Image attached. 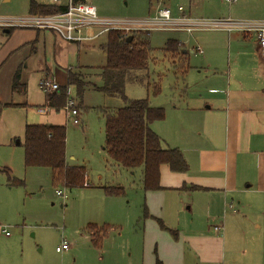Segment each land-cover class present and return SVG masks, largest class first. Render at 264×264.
I'll list each match as a JSON object with an SVG mask.
<instances>
[{"label":"crops","instance_id":"crops-1","mask_svg":"<svg viewBox=\"0 0 264 264\" xmlns=\"http://www.w3.org/2000/svg\"><path fill=\"white\" fill-rule=\"evenodd\" d=\"M32 1L58 5L68 2L31 0L30 4ZM256 1L264 19V0ZM1 27L5 28L0 30V145L22 146L27 124H62L54 119L55 114L66 112L65 107L58 111L47 106L46 92L41 102L29 101L30 76L36 74L39 83L49 78L62 86L67 84L69 70L81 71L87 80L102 85L100 67L104 64L85 65L88 63L83 55L98 46L106 58L101 45L107 37L97 41L107 32L89 40L67 41L51 29ZM97 30L89 28L85 33ZM224 31L228 33L226 50L208 47V51L202 48V53L197 52L204 56L202 69L197 70L201 78L195 83L196 90L165 108V117L151 124L162 138V146L179 148L189 167L180 172L163 163L161 187H143L141 256L129 264H157L158 260L162 264H264V56L255 34L252 37L244 32V38ZM183 51L189 63V53L194 49L189 51L183 42ZM17 73L19 86L14 90ZM32 106L39 111L46 108V112L40 111V119L28 115L11 124L16 111ZM66 114L71 116L68 111ZM8 174L9 182L10 177L22 179ZM3 225L0 223L1 229ZM215 225L221 230L216 231ZM107 234L103 239L108 238Z\"/></svg>","mask_w":264,"mask_h":264},{"label":"rangeland","instance_id":"rangeland-1","mask_svg":"<svg viewBox=\"0 0 264 264\" xmlns=\"http://www.w3.org/2000/svg\"><path fill=\"white\" fill-rule=\"evenodd\" d=\"M30 1L0 0V30L5 28L2 25L15 23L18 18L28 15ZM89 2L98 8L100 17L111 19L115 26H123L120 29L127 34L136 30H151L154 61L149 64L150 84L127 83L126 95L131 99L148 97L153 105L165 108L185 99L187 94L196 90L195 83H200L201 75L197 70L202 69L204 55L195 52L198 47L204 51H208V47L226 50L228 33L214 28L189 31L181 24H177L175 29L137 27L142 21L153 19L160 9L168 7L174 17L184 14L208 20L263 19L262 9L256 0H238L232 5L223 0ZM158 2L161 4L156 9ZM180 5L184 7L183 13L178 10ZM250 33L251 36L254 34ZM232 34L246 38L242 30H233ZM106 37L107 34L102 35L97 42ZM170 37L183 41L189 51L194 49L188 57L190 69L185 71L186 59L182 55L177 59L172 58L170 53L165 55L162 48ZM249 48L250 45L244 49L247 51ZM87 51L83 55L88 63L85 65L105 64V55L98 46L95 50ZM223 63L227 64V60L224 59ZM96 81L101 83L99 77ZM156 83L160 85L159 93L155 92ZM39 84L36 74L30 76L28 99L33 103L45 98V91ZM69 90V98L75 96L74 107L78 109L76 117H79V123L73 121L74 116L66 114V106V112H57L54 119L67 125V162L72 166H86V181L90 186L69 188L62 184L56 185L50 168L26 167L22 146L0 145V223L10 231V235H7L0 227V264H129L135 263L141 256L142 170L139 168L133 174L131 170L117 164L103 148V109L120 107L124 101L90 88L84 95V106H80L74 86H70ZM16 112L11 124H17L20 117L27 118L28 115L30 118H41V112L35 106ZM19 136L22 138V135ZM8 172L24 179L25 185L10 186ZM105 186H123L124 194H108ZM57 189L65 191V195H58ZM89 222L109 224L108 238L103 239L100 245L95 244L84 230ZM64 240L70 243V249L58 252L56 247Z\"/></svg>","mask_w":264,"mask_h":264},{"label":"trees","instance_id":"trees-1","mask_svg":"<svg viewBox=\"0 0 264 264\" xmlns=\"http://www.w3.org/2000/svg\"><path fill=\"white\" fill-rule=\"evenodd\" d=\"M80 2L85 0H73ZM66 5L39 4L32 1V14H51L65 11ZM150 30H136L127 34L125 30L111 29L107 32L106 42L101 47L106 51V63L100 67L102 85L87 80L81 71L69 70L67 84L47 94V106L61 110L67 104L69 87L74 86L80 106L87 88L101 90L109 96L122 98L124 104L117 108L103 109L105 116V143L107 154L119 165L128 170H142V184L145 190L159 189L160 166L170 165L174 171L185 172L188 163L179 148H164L162 138L151 124L166 115L163 106L153 105L149 98L131 99L126 95V84L149 82V64L154 61L150 40ZM131 38V39H129ZM172 58L185 56L183 42L168 39L162 48ZM190 67L186 61L185 71ZM19 73L14 80V90H18ZM25 88V86L23 85ZM155 92H160V85L155 84ZM66 124L29 123L25 128L24 162L26 167H48L52 170L53 181L69 188L90 186L86 184L87 168L83 165L72 166L66 160ZM24 180L10 177L9 184L24 185ZM108 194H124V187H104ZM92 234V240L100 245L106 235L109 224L90 223L85 228ZM157 264H162L159 260Z\"/></svg>","mask_w":264,"mask_h":264},{"label":"built area","instance_id":"built-area-1","mask_svg":"<svg viewBox=\"0 0 264 264\" xmlns=\"http://www.w3.org/2000/svg\"><path fill=\"white\" fill-rule=\"evenodd\" d=\"M223 1L231 5L236 0ZM66 6L67 9L65 11L51 14H29L27 16L18 18L17 22L15 23H6L3 26H31L51 29L55 31L61 38L67 41L89 40L101 33L108 32L111 29L124 28L123 26H115L111 19L100 17L97 7L89 2H74L73 0H68ZM178 10L183 13L184 7L180 5L178 7ZM177 24H181V26L188 29L189 31L195 28H214L227 30L229 32L233 30H242L248 33L253 32L256 35L260 53L262 54V56H264V19L240 21L233 20L231 18H219L208 20L204 18L190 17L184 14L179 17H174L172 14V10L168 7L160 9L153 19L144 20L137 27L154 26L153 28H164L168 26L177 27ZM86 28H98V30L94 34H86ZM196 52L202 53L203 49L198 47ZM40 85L47 94L56 91L60 87V84L58 82L49 78H44L43 80H41ZM74 104L75 99L73 97H70L67 100L66 108L68 109V113L71 116H74L73 121L75 123H79V117H76L78 115V109L74 107ZM40 111L46 112V108H40ZM86 184H88V182ZM57 194L62 197L63 195H65L63 190L60 189H57ZM221 228L222 227L220 225L214 226V229L216 231H220ZM2 231H4L7 235L10 234V231L5 225H3L2 227ZM68 249H70V243L66 240H64L56 247V250L58 252H63Z\"/></svg>","mask_w":264,"mask_h":264},{"label":"water","instance_id":"water-1","mask_svg":"<svg viewBox=\"0 0 264 264\" xmlns=\"http://www.w3.org/2000/svg\"><path fill=\"white\" fill-rule=\"evenodd\" d=\"M129 39H131V38H129Z\"/></svg>","mask_w":264,"mask_h":264}]
</instances>
